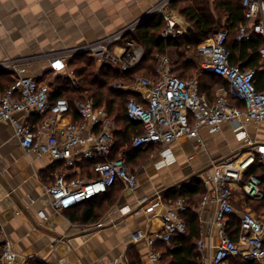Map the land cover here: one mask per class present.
<instances>
[{
    "label": "built area",
    "instance_id": "1",
    "mask_svg": "<svg viewBox=\"0 0 264 264\" xmlns=\"http://www.w3.org/2000/svg\"><path fill=\"white\" fill-rule=\"evenodd\" d=\"M172 0H161L143 17L132 25L124 27L100 41L77 47L78 53H89L99 65H109L121 71H129L143 59L145 49L135 40L120 44L129 31L142 25L148 17L162 15L165 21L162 36L177 37L179 19L169 5ZM246 22L239 27L236 38L249 41L255 34L264 38V0H243ZM228 30L213 33L198 47L201 69L205 73L221 76L229 83L234 96L244 104L239 107L227 95H217L211 100L200 91L196 77L184 79L176 75L168 55L159 57L157 79L137 76L132 87L121 81L114 87L121 90L134 89L141 97L132 96L126 105L129 118L141 123L142 131L132 136L133 148L160 144L166 149L174 141L190 137L197 138L202 127L216 132L225 122L236 124L239 140L245 141L236 158L213 161L211 170L204 175L206 193L197 207L191 208L185 197L166 202L158 194L149 202L146 212L159 213L161 229L154 234L138 231L133 239H145L150 247L157 241L171 245L172 240L188 234L185 214L195 213L214 206L210 226L217 227L219 243L203 239L197 240L200 254L199 264H229L231 257H241L245 261L264 260V220L251 210L239 214V235L234 239L228 233V221L236 215L233 185L241 184L245 172L260 161L264 165V142L248 138L245 130L249 122L264 121V89L257 85V71L253 68L241 70L231 64L227 46ZM117 49H119L117 51ZM75 52L67 51L51 56V69L66 68L72 85L78 86L75 73L69 66ZM264 69V45L260 49ZM11 69L18 75L4 91H0V123L14 125L16 135L23 148L37 155H49L54 161L62 162L65 171L57 174L46 188L51 198V206L56 210L76 207L107 193L117 183L130 189L137 186V175L130 168L127 157L116 155L117 139L113 130L115 119L107 107L96 106L92 99H76L74 110L79 119L72 120L73 107L65 96L55 97V88L48 79L23 75L17 64L0 65V69ZM57 76V74H54ZM25 115L21 120L19 115ZM36 115V126L28 121V116ZM88 161L90 172L80 175L79 163ZM244 192L260 199L264 193L260 179L251 177L242 185ZM42 215L44 213L40 212ZM0 230V264H27V257L16 251L13 243ZM212 238V236L210 237ZM161 253L152 251L151 259L158 264Z\"/></svg>",
    "mask_w": 264,
    "mask_h": 264
},
{
    "label": "crops",
    "instance_id": "2",
    "mask_svg": "<svg viewBox=\"0 0 264 264\" xmlns=\"http://www.w3.org/2000/svg\"><path fill=\"white\" fill-rule=\"evenodd\" d=\"M160 1L0 0V65L17 64L25 76L47 79L52 55L113 35L145 16ZM175 15L179 19V34L186 32L189 21L178 12ZM3 71L7 76L16 78L18 75L10 68ZM4 78L6 76H0ZM220 79L226 86L223 84L214 92L208 87L209 93L215 97L234 96L226 79ZM129 90L141 97L140 91ZM19 116L21 120L26 118L24 114ZM27 118L37 125L38 116ZM115 123L113 132L118 139V134L125 130L117 121ZM235 129L236 124L231 122L223 123L216 132L202 127L197 138L176 140L166 149L157 143L146 145L145 152L132 160L126 153L129 145H123L116 155L123 153L136 173L135 189L117 183L97 199L71 209L56 210L51 206L46 188L57 174L65 171L63 163L54 161L49 155L26 151L14 125L1 122L0 230L16 251L27 257V264H158L151 259L153 250L161 253L162 264H168L164 258L170 245L157 241L153 248L145 239H133L138 231L154 234L161 229V215L146 212V207L159 193L164 198L167 192L194 178L203 180L213 161L225 160L239 151L245 141L239 140ZM245 130L248 138L256 143L264 142V121L249 122ZM237 144L239 147L234 150ZM86 172L88 169L83 161L77 173L84 175ZM253 176L262 182L260 176ZM242 185H233L234 191L239 188L244 191ZM242 195L244 200L240 202L243 204L239 206V196L234 194L236 216L251 210L247 194ZM185 198L191 208L201 201L200 197L192 205L190 198ZM213 208L210 204L200 213L191 211L198 218L199 239L206 244L211 239L215 244L220 240L216 235L217 227L210 226Z\"/></svg>",
    "mask_w": 264,
    "mask_h": 264
},
{
    "label": "trees",
    "instance_id": "3",
    "mask_svg": "<svg viewBox=\"0 0 264 264\" xmlns=\"http://www.w3.org/2000/svg\"><path fill=\"white\" fill-rule=\"evenodd\" d=\"M242 2L243 0H172L169 7L179 11L190 23L186 32L179 34L177 37H163L162 31L165 25L163 16L155 15L151 17L135 31L128 33L119 41L120 44L126 45L128 41L136 40L145 49L142 61L129 71H121L104 64L96 66V59L91 57L89 53L75 54L70 59L69 66L76 74L79 85H72L71 80L67 76L57 75L56 80L51 83L56 89L53 94L54 98L58 96L68 98L73 107V113L70 116L72 120L79 119L78 113L76 114L74 110V101L76 99L89 98L94 101L96 106L105 105L110 115L125 130L117 136L116 149H120L119 147L128 144L129 148L126 153L129 155V160L138 157L141 153L145 152V147L133 148L131 140L134 134L142 131V125L129 118L126 114L128 100L136 95L131 90L115 88L113 83L125 80L132 81L137 76L157 79L158 73L156 72L155 64L158 55L163 56L170 52L173 57L172 65H174V73L184 79L196 77L199 82L200 91L206 93L211 100H214L215 95L209 93L210 91L207 88L209 87L214 92V89L222 86L225 82L220 79L222 78L221 76L202 71L198 65V61L188 57V52L192 49L198 50V47L213 33L226 29L229 35L227 46L230 51L229 58L231 64L238 66L241 70L255 69L257 71L258 88L264 89V69L260 56V49L264 45V38L258 34H255L249 41L245 42H241L236 38L239 27L246 22ZM1 75L6 76V78L0 79V91H4L15 81V77L10 74L7 76V73L3 69H0ZM230 99L239 107H244V104L236 97L232 96ZM84 166L90 172V163L88 161L84 162ZM253 175L261 177V188L264 193V165L260 161H256L245 172L242 184L249 181ZM205 191L206 188L204 187L203 180L197 177L167 192L164 200L169 202L180 197H189L193 205L197 203L198 198L205 194ZM246 198L247 202L250 203H248L250 207L254 209V212H264V195L260 199H255L249 195ZM186 220L188 223V234L172 240L164 258L168 264L200 263V254L197 248V240L200 237L198 218L190 210L186 213ZM227 229L231 237L234 239L238 238L240 231L238 216L233 215L230 217ZM229 264H259V261H245L241 257H231Z\"/></svg>",
    "mask_w": 264,
    "mask_h": 264
},
{
    "label": "rangeland",
    "instance_id": "4",
    "mask_svg": "<svg viewBox=\"0 0 264 264\" xmlns=\"http://www.w3.org/2000/svg\"><path fill=\"white\" fill-rule=\"evenodd\" d=\"M171 9V8H170ZM173 12H175V14L178 12V13H180L179 11H177V10H175V9H171ZM149 20V19H148ZM148 20H146V21H148ZM138 21V20H137ZM145 21V22H146ZM134 22H136V21H134ZM134 22H131V23H129L127 26H129V25H132ZM126 26V27H127ZM138 28V26L136 25L135 26V28H133L134 30L133 31H135L136 29ZM127 31H129L128 33H132L133 31H130V28L127 30ZM136 41V40H135ZM137 42V41H136ZM67 51H72V52H75V54H77V47H74V48H71V49H67L66 51H64V52H67ZM90 55V54H89ZM167 55L171 58V63H172V61H173V57H172V55H171V53L170 52H168L167 53ZM91 56V55H90ZM92 57V56H91ZM159 55L157 56V59H156V68L158 67V61H159ZM188 57L189 58H193V59H196L197 61H198V65H199V67H200V69H201V61H200V56H199V54H198V50H190L189 52H188ZM95 65L96 66H99V64H98V62L97 61H95ZM174 66V65H173ZM52 67V63H51V61H50V68ZM157 72V71H156ZM54 74H57V75H64V76H68V70L66 69V68H62V69H59V70H56V72L55 71H53L52 69H51V71H50V75L47 77V79H48V81L50 82V83H52V82H54L55 80H56V76H54ZM75 76V79L77 80V77H76V74L74 75ZM124 85H126V86H128L129 88L130 87H132L134 84H135V79L134 80H125V81H121ZM117 82H114L113 83V85H115ZM230 92V91H229ZM237 147H239V145L237 144V146L236 145H234L233 146V149L235 150ZM239 151H235V153H233L230 157H228V158H225V160L226 159H229V158H236L237 157V155L239 154V152L241 151V147L238 149ZM135 163V166L137 167V168H139V164L137 163V162H134ZM239 185H240V183H239ZM243 191V190H242ZM242 191H241V189L239 188V189H235V191H234V194L236 195V196H239V206L240 205H242L243 203L242 202H240V201H243L244 200V197H243V193H244V191H243V193H242ZM247 203H249V202H247ZM250 204V203H249ZM248 204V206H250ZM245 208H249V207H245ZM252 211H254V209H252V208H250ZM255 213L257 214H260L259 215V218H261V219H263L264 220V212H262V213H259V212H256L255 211ZM258 214H257V216H258ZM259 264H264V260L263 261H259Z\"/></svg>",
    "mask_w": 264,
    "mask_h": 264
},
{
    "label": "water",
    "instance_id": "5",
    "mask_svg": "<svg viewBox=\"0 0 264 264\" xmlns=\"http://www.w3.org/2000/svg\"><path fill=\"white\" fill-rule=\"evenodd\" d=\"M151 17H148V19H150Z\"/></svg>",
    "mask_w": 264,
    "mask_h": 264
}]
</instances>
